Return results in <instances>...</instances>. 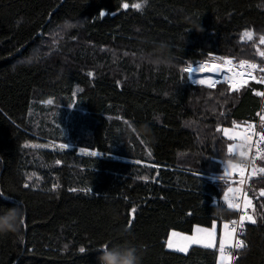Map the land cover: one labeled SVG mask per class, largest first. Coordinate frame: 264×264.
<instances>
[{"label": "trees", "instance_id": "trees-1", "mask_svg": "<svg viewBox=\"0 0 264 264\" xmlns=\"http://www.w3.org/2000/svg\"><path fill=\"white\" fill-rule=\"evenodd\" d=\"M213 54L264 68V0H0V264H218L224 131L264 86L191 83ZM263 160L233 264H264ZM217 222L214 249L168 250Z\"/></svg>", "mask_w": 264, "mask_h": 264}, {"label": "rangeland", "instance_id": "rangeland-1", "mask_svg": "<svg viewBox=\"0 0 264 264\" xmlns=\"http://www.w3.org/2000/svg\"><path fill=\"white\" fill-rule=\"evenodd\" d=\"M53 37H51V40L53 41ZM213 59L210 61H207L203 64L198 65L195 68H189V78L191 83L198 86H203L200 84L208 85L203 86L208 89H216L215 87H210L211 79L207 76H199L198 73L203 72L204 70H207L213 66H222L225 69L229 70L228 67L232 66V69L236 70L238 74H235L233 77V74H230V84L222 83L231 88L232 92H236L243 88L240 86L242 84V81H250L256 82L259 84L264 83V74L261 71L262 69H259L258 65L252 61L248 62H236L234 59H231L226 56L213 54ZM262 73H261V72ZM246 73L248 75H253V78L247 77L246 74L244 76L241 75V73ZM260 73V75H257ZM263 74V76H262ZM197 75V76H196ZM227 75L222 79H228ZM209 81H208V80ZM249 83H247L245 86H247ZM220 85V84H219ZM244 86V87H245ZM264 98V92H262L261 95ZM264 115V114H263ZM264 121V119H263ZM262 122V121H261ZM253 124L249 125H236L233 128L227 129L224 131V136L230 139L233 143L230 147V153L237 155L240 159V161L237 162H226L224 164V176L223 177H216V182L225 184L228 189L226 193L223 196V201L228 205L229 209L239 211L240 207L236 206L238 196L241 195V199L244 202V209H248L250 211V207H252V202L249 199L247 195V189L244 188V184L242 181L247 180V173L250 165H253V162L250 161V154L252 152L253 147ZM24 144L32 147V148H38L46 151H61V152H67L70 150V147L64 144H54L49 142H44L38 138L32 137V136H25L24 137ZM254 154L256 155V161L255 166L251 168V172H254L255 170L258 171V174L256 176H259L262 172L261 166L258 164L259 158L264 155V150L260 151L257 149H254ZM78 155L81 156H87V157H98L101 158L100 154L93 153L89 150L80 149L78 150ZM264 161V160H263ZM264 172V170H263ZM236 176V177H235ZM255 176L251 177L252 179ZM239 216V215H238ZM251 212L250 215L242 220V223H245L247 221H253L251 219ZM238 218V217H237ZM233 222V221H232ZM231 222V223H232ZM231 223H222V229L220 231V254H219V262L218 264H230L232 262L231 257L229 256V253L235 250L237 247L238 241L236 240L237 232L234 230V226H231ZM218 222L214 223L212 228H202V227H196L193 234H182L180 232H172L170 234L167 248L168 250L177 251L180 253H186L191 247H203V248H210L214 249L217 244V237H218Z\"/></svg>", "mask_w": 264, "mask_h": 264}, {"label": "built area", "instance_id": "built-area-1", "mask_svg": "<svg viewBox=\"0 0 264 264\" xmlns=\"http://www.w3.org/2000/svg\"><path fill=\"white\" fill-rule=\"evenodd\" d=\"M263 74H264V68L262 69ZM264 86V83L262 84ZM264 92V91H263ZM264 119V115L262 112L259 113L258 116V121L256 123H252L253 124V147H252V152L250 154V161L253 162V165H250L249 169H248V173L246 175L247 180L246 181H242V183L244 184V188H248L251 185V177L256 176L258 174V171L255 170L254 172H251V168L255 166V161H256V155L254 154V149L263 151L264 150V138L263 135L260 131V122ZM236 206L240 207L239 211H238V218L236 220H234L231 223V226H234V230L237 232V237L236 240L238 241L237 247L235 248V250L229 253V256L234 258V253L236 250L241 249V239L240 236L242 234V230H243V226L244 223H242V220L247 218L250 215V211L248 209H244V202L241 199V195L238 196L237 199V203ZM232 264V263H231Z\"/></svg>", "mask_w": 264, "mask_h": 264}, {"label": "water", "instance_id": "water-1", "mask_svg": "<svg viewBox=\"0 0 264 264\" xmlns=\"http://www.w3.org/2000/svg\"><path fill=\"white\" fill-rule=\"evenodd\" d=\"M226 72H225V68L222 66H213L207 70H204L203 72L198 73L199 76H207L208 78L211 79L210 82V87H215L219 84L222 83H227L230 84L231 81L228 79H222L225 76ZM248 77L253 78V75H248ZM252 82V80L250 81ZM247 83H249V81H242V84H240V86L244 87ZM203 86H208V85H204V84H200Z\"/></svg>", "mask_w": 264, "mask_h": 264}, {"label": "bare ground", "instance_id": "bare-ground-1", "mask_svg": "<svg viewBox=\"0 0 264 264\" xmlns=\"http://www.w3.org/2000/svg\"><path fill=\"white\" fill-rule=\"evenodd\" d=\"M229 68V70H227V69H225V72H226V75L229 73L228 71H230V73H232L233 74V77H234V75L235 74H238L237 72H236V70H234V69H232V66L231 67H228ZM244 74H246V73H241V75L242 76H244ZM197 76V75H196ZM246 76L248 77V74H246ZM227 78H228V80L230 79V74L229 75H227ZM208 80V79H207ZM210 80V79H209ZM208 80V81H209Z\"/></svg>", "mask_w": 264, "mask_h": 264}, {"label": "crops", "instance_id": "crops-1", "mask_svg": "<svg viewBox=\"0 0 264 264\" xmlns=\"http://www.w3.org/2000/svg\"><path fill=\"white\" fill-rule=\"evenodd\" d=\"M235 177H236V176H235ZM231 259H232V262H231V263L233 264L234 259H233L232 257H231ZM231 263H230V264H231Z\"/></svg>", "mask_w": 264, "mask_h": 264}]
</instances>
